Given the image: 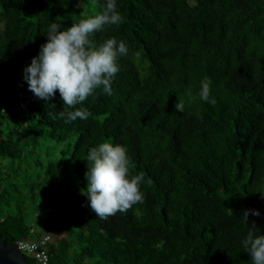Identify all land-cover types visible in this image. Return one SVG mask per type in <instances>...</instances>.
Returning a JSON list of instances; mask_svg holds the SVG:
<instances>
[{
	"label": "trees",
	"instance_id": "16d2710c",
	"mask_svg": "<svg viewBox=\"0 0 264 264\" xmlns=\"http://www.w3.org/2000/svg\"><path fill=\"white\" fill-rule=\"evenodd\" d=\"M103 3L0 0V242L41 214L47 264H252L242 214L264 222V0H117L123 22L93 36L128 44L113 95L78 105L85 120H53L73 109L58 91L55 107L35 97L23 69L51 22L70 27ZM202 80L215 103L199 98ZM104 141L126 146L144 200L100 219L81 190Z\"/></svg>",
	"mask_w": 264,
	"mask_h": 264
},
{
	"label": "clouds",
	"instance_id": "9594fccd",
	"mask_svg": "<svg viewBox=\"0 0 264 264\" xmlns=\"http://www.w3.org/2000/svg\"><path fill=\"white\" fill-rule=\"evenodd\" d=\"M122 22L117 0H104L99 12L80 18L70 27L56 22L49 24L45 34L46 42L40 45L38 54L24 67L23 79L28 90L46 104L56 106L51 102L58 91L63 104L73 109L49 114L51 119H63L65 123L85 120L89 112L86 108L77 107L78 105H82L97 91L107 96L113 95L112 83L120 71L118 60L128 55V44L115 36L97 42L93 36L104 32L106 27L118 26ZM210 96V84L202 80L199 98L207 103H215ZM175 108L183 113L184 104L178 100ZM87 161V186L81 190V194L87 197V207L97 218L107 219L117 212H126L134 205L143 203V176L131 175L126 146L108 141L100 142L89 150ZM260 214L259 210L245 209L242 216L246 221L249 215ZM44 237H48L43 245L47 255L46 248L51 245L54 236L37 230L33 225L27 229L23 238L12 244L17 246L20 240L34 242ZM242 246L243 251L249 254L252 264H264V234L256 228L255 221L248 228ZM19 252L26 258L33 257L37 264L33 255L22 250Z\"/></svg>",
	"mask_w": 264,
	"mask_h": 264
},
{
	"label": "water",
	"instance_id": "95a60500",
	"mask_svg": "<svg viewBox=\"0 0 264 264\" xmlns=\"http://www.w3.org/2000/svg\"><path fill=\"white\" fill-rule=\"evenodd\" d=\"M0 264H31L17 246L5 240L0 242Z\"/></svg>",
	"mask_w": 264,
	"mask_h": 264
},
{
	"label": "built area",
	"instance_id": "2783aa9c",
	"mask_svg": "<svg viewBox=\"0 0 264 264\" xmlns=\"http://www.w3.org/2000/svg\"><path fill=\"white\" fill-rule=\"evenodd\" d=\"M33 230L31 229L30 232ZM48 237L42 239H37L34 242L27 240H20L17 242V247L19 250L30 253L36 258L37 264H45L47 262L46 251L43 248V245L46 243Z\"/></svg>",
	"mask_w": 264,
	"mask_h": 264
},
{
	"label": "rangeland",
	"instance_id": "374dc122",
	"mask_svg": "<svg viewBox=\"0 0 264 264\" xmlns=\"http://www.w3.org/2000/svg\"><path fill=\"white\" fill-rule=\"evenodd\" d=\"M73 189H75V191L77 192L76 187H74ZM263 214H264V212H263ZM6 216L7 215H6L5 211L3 213L0 211V222L4 218H6ZM42 218L46 219L47 217L41 216V214H39L38 216L35 214H30V215L25 217V221L27 224L34 225V227L39 231H42L45 233H52V231H50V230H53V229L46 222H43ZM253 221H255L256 228H258L261 231L262 228L264 227V222L258 221L254 218L253 219H247V223L252 225V226H253ZM33 237H35V236H33Z\"/></svg>",
	"mask_w": 264,
	"mask_h": 264
}]
</instances>
